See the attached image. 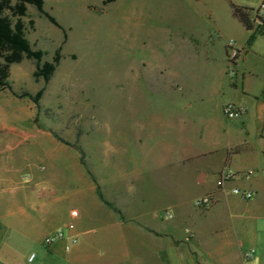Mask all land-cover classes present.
I'll use <instances>...</instances> for the list:
<instances>
[{
  "label": "crops",
  "instance_id": "0c3cea01",
  "mask_svg": "<svg viewBox=\"0 0 264 264\" xmlns=\"http://www.w3.org/2000/svg\"><path fill=\"white\" fill-rule=\"evenodd\" d=\"M166 68L157 73L158 93L129 96L127 128L114 129V158L105 153L94 164L87 161L95 180L80 152L64 143H41L39 136L10 157L6 164L14 173L0 170V264H30L37 258L39 264H166L168 250L173 260L181 253L194 260L197 251H207L200 248L194 216L204 219L225 203L246 210L252 206L264 164L248 167L241 160L264 141V96L224 101L225 77L183 93L189 73L177 67L165 73ZM228 85L239 87L229 78ZM228 102L245 112L226 117ZM258 148L264 156V147ZM246 172L249 178L241 176ZM227 173L240 176L220 188ZM236 186L255 196L233 194ZM210 192L216 194L213 205L197 208L196 200ZM167 209L173 218L165 217ZM58 230L64 237L49 251L24 252L22 246H39ZM72 238L77 240L68 251ZM224 246L217 253H225ZM246 251L238 247L236 260L255 264L244 259ZM31 254H36L33 261Z\"/></svg>",
  "mask_w": 264,
  "mask_h": 264
},
{
  "label": "rangeland",
  "instance_id": "374dc122",
  "mask_svg": "<svg viewBox=\"0 0 264 264\" xmlns=\"http://www.w3.org/2000/svg\"><path fill=\"white\" fill-rule=\"evenodd\" d=\"M231 2L252 8L253 43V31L233 15ZM45 9L60 26L29 5L23 18L26 36L33 48L45 52L41 63L51 61L59 48L62 58L48 82L35 78V59L12 65L9 86L0 87V170H8L6 162L35 141L34 136L49 146L63 144L53 131L72 143L66 145L71 150L79 152L80 144L93 164L105 153L114 158V129L127 128L133 104L129 96L158 93L155 80L165 65V73L175 67L189 73L190 85L183 86V93L225 77L224 101L264 96V0H45ZM228 78L239 87L231 88ZM41 89L38 106L25 94ZM259 146L264 147V141L242 156V165L264 164ZM225 204L204 219L192 218L198 221L200 248L206 252L197 251L194 260L183 253L173 260L168 250L165 263L242 264L234 255L241 246L255 251L252 258L246 251L244 259L264 264V180L248 210ZM49 246L22 247L29 254L49 251ZM223 246L227 251L217 253ZM96 252L105 256L103 248ZM30 264H39V259Z\"/></svg>",
  "mask_w": 264,
  "mask_h": 264
},
{
  "label": "trees",
  "instance_id": "16d2710c",
  "mask_svg": "<svg viewBox=\"0 0 264 264\" xmlns=\"http://www.w3.org/2000/svg\"><path fill=\"white\" fill-rule=\"evenodd\" d=\"M29 5L34 6L40 14H43L55 25L60 26L55 16L45 9V0H0V87L6 88L9 86V78L11 75L12 65L20 63L24 59H35L37 61L34 76L36 79L43 78L48 82L53 76L57 66L59 65L62 54L59 48L51 61L41 63L45 52L41 49L33 48L30 40L26 36V23L24 17L28 14ZM233 7V15L239 22L249 31H253L249 39V43L256 40L255 21L251 16L252 8L239 6L231 2ZM34 26V20L30 21ZM65 32V30H64ZM65 37L67 34L65 32ZM44 93V89L39 90L35 95L25 94L39 106L40 99ZM53 135L62 143L72 145V143L57 132L53 131ZM81 162L86 166L88 173L95 180L93 172L89 169L86 153L84 148L79 144L77 146Z\"/></svg>",
  "mask_w": 264,
  "mask_h": 264
},
{
  "label": "built area",
  "instance_id": "2783aa9c",
  "mask_svg": "<svg viewBox=\"0 0 264 264\" xmlns=\"http://www.w3.org/2000/svg\"><path fill=\"white\" fill-rule=\"evenodd\" d=\"M224 114L228 118H237L240 117L244 112L245 108L235 102H228L227 104L224 105L223 108ZM237 176H240L239 174H232V173H227L224 175L221 183H220V188L225 189V181H229ZM241 176L249 178L250 173H242ZM231 192L237 196H240L244 199H252L255 196V192L249 189L241 188V187H233ZM216 200V194L215 192H210L207 193L206 195L200 197L199 199L196 200L195 205L199 209H206L209 208L210 206L213 205V203ZM74 214L77 212L74 211ZM164 215L166 218H173L174 213L171 209H167L164 212ZM64 237V232L63 230H58L54 234L47 236L44 239V244L45 245H52L55 241L62 239ZM76 238H72L71 241L66 245V249L69 251L72 248V245L76 242ZM246 255L248 258H252L255 255V251L253 248H250L247 250ZM36 255L31 254L30 256V261H33L35 259Z\"/></svg>",
  "mask_w": 264,
  "mask_h": 264
}]
</instances>
